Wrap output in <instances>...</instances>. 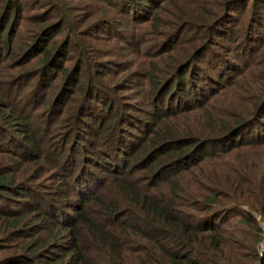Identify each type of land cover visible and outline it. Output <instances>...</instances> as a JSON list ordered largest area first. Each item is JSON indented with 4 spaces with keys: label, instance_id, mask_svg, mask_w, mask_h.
Here are the masks:
<instances>
[{
    "label": "trees",
    "instance_id": "16d2710c",
    "mask_svg": "<svg viewBox=\"0 0 264 264\" xmlns=\"http://www.w3.org/2000/svg\"><path fill=\"white\" fill-rule=\"evenodd\" d=\"M246 1L218 0L213 14L194 0L175 31L182 45L168 37L165 51L177 53L168 71L157 74L155 60L139 72L150 107L141 120L117 94L124 85L102 60L112 36L102 33L119 16L147 19L155 0H0V243H12L0 264H264L249 210L264 215V0H251L247 21L232 16ZM228 90L233 106L206 123L173 116ZM58 129L53 155L46 144ZM13 140L24 155L9 152ZM250 149L260 163L246 160ZM110 157L114 166L104 164ZM45 161L56 172L39 186ZM108 184L121 203L108 199ZM237 216L250 234L231 228Z\"/></svg>",
    "mask_w": 264,
    "mask_h": 264
},
{
    "label": "rangeland",
    "instance_id": "374dc122",
    "mask_svg": "<svg viewBox=\"0 0 264 264\" xmlns=\"http://www.w3.org/2000/svg\"><path fill=\"white\" fill-rule=\"evenodd\" d=\"M193 2L194 0H155L154 2L155 8L153 12L151 13V15L148 16L147 19L130 20L125 16H119L117 18H113L114 22L108 25L106 30L102 33V35L104 36H112L109 40H106L102 43L103 48L107 49L104 51L105 53H102L103 55L102 60L104 61L107 60L110 68L112 69L111 71L113 72V76L112 75L111 76L113 77V81L116 83L117 81L121 80V82L119 83L124 85L121 87L122 90L118 91L117 94L119 95L121 94L122 96L121 101L131 102V104L134 106L132 111H129V110L127 111L132 116H136L137 118H141V120H144L145 115H143V113L145 112V110H149L150 108L148 106L149 98H146L145 94L141 92L142 86L139 84H136L138 80V75L141 74L139 72L142 71L145 73V71H147L149 68L152 69L151 63L152 61H155V60L159 61V71L157 72V74H160L162 71H168L169 63H172L174 61V58H175L174 55L177 53L165 51L166 48L169 46L167 41H169L170 36L174 35L175 41H177L180 45H182V43L179 42V38L182 34L175 35V31H177L181 26L185 25V21L187 20V17L184 14L185 12L191 10V7L193 6ZM210 2L211 0H205L204 4L205 6H207L206 8L211 9L214 14L218 10V8L215 10L216 3L218 2V0H213L212 5L210 4ZM250 5H251V0H247L246 2L239 4V5L238 4L233 5L231 8V15L235 16L237 13H241L242 19L244 21H247L250 15V11H249ZM193 11L194 10H192V12ZM89 12H93L92 6L89 7ZM89 12L85 14H89ZM196 19L197 18H195L194 20ZM196 29L198 31L201 28L199 27ZM158 30L167 31V32L172 31V33L162 35L163 33H161V31H158ZM151 37H154V39H149ZM216 38L218 39L219 42L227 43V41L222 37L221 38L216 37ZM221 49L224 51L223 48ZM245 50H248V49L245 47ZM244 56H245V59L249 57L247 55H244ZM252 58L254 61H256V59L260 58V56L259 54H257L255 55V57L253 56ZM262 60H263V57L260 59L259 64L260 62H262ZM67 64L69 65L70 62ZM143 76L145 75H142V78ZM255 76H256L255 73H252V74L250 73L248 76L243 77V81L249 82L250 80H252L251 78H254ZM133 85H137V86L134 89H131L132 91L129 92L131 86ZM149 86H150V79H149ZM229 91L230 90L226 91L225 93H220V92L217 93L215 96L211 98V102L209 103L208 106L193 110L190 113H185V112L179 113V114L177 113L173 116H191L193 119H195L198 122L206 123V121L202 118V116H213V113L214 112L217 113L218 109L222 110L223 107H227L230 109L233 106L231 96L235 94L236 90L231 92L230 94H229ZM239 93H241V95H246L248 92H239ZM130 94H135L136 99H128L130 98ZM244 98H247V97L244 96ZM94 105L97 108L94 109L95 111L94 110L92 111L97 112V109L99 108V104L98 105L94 104ZM224 109L225 108H223V110ZM216 116L218 115L216 114ZM191 117L186 118L182 121L186 120L188 124H192L193 120ZM137 125L142 126L141 123H138ZM201 125L202 124H198L195 126L200 127ZM130 129H132L134 133L139 132L136 129H133L131 127ZM63 130L65 131L66 128H63ZM40 131H41L40 134L42 135L43 130H40ZM58 131H62V130L58 129L57 131H53L52 133L48 134L49 142L46 144V147L51 149V152H53L52 153L53 155L57 154V152L61 148L60 145L63 143V140L57 133ZM54 136H56L55 139H54ZM89 138H90L89 141H92V142L95 141L94 137H89ZM13 146L18 148V150L14 151V150L8 149L9 152H12L14 154H19V155L21 154L24 155L26 153L24 150H20L21 148L20 146L16 144L15 140L10 141L9 143V147L13 148ZM67 148H68V145H67ZM70 152L74 153L75 148L74 150L71 148ZM248 154L249 155L246 158V160L249 163H253V162H255V164L260 163V159H259L260 153L258 151H256L255 149H250ZM90 155H91L90 153L86 154V156H90ZM15 158L19 159V156L17 155ZM114 162L115 161L112 159V157H110V159H108V162L104 164L114 166L115 165ZM15 163L17 164L18 161ZM83 164H85L87 168L90 167L89 169L91 168L95 169L96 171L92 169L91 170L94 171L97 175L101 174L99 172L100 170L99 167H97L93 163L87 162V159L86 161L83 162ZM44 166L46 167L48 171L46 173H42V175L38 177L35 183L38 184L39 186L51 185L52 180H53V174L54 172H56L54 166L49 165L46 161L44 162ZM47 166H50V167H47ZM19 167H20L19 172H22L24 168L26 167V164L23 161H20ZM37 169L38 167L31 170V172H29L28 174L29 175L36 174V176L39 175V172H37ZM58 171L59 170H57V172ZM104 175L105 174H101L99 176H104ZM23 181L25 180L23 179ZM29 183L30 182L27 181V185ZM107 194H108L109 200L115 199L116 203H121L122 201L121 195L113 194V192L111 191V185L109 184L107 186ZM182 197H186V195ZM17 198L21 199L20 197H17ZM72 198H73L72 200L75 199V197H72ZM24 200L29 202L30 198H24ZM58 207H60V205ZM244 207H247V206L244 205ZM65 209L68 211L70 210L69 208H65ZM185 210L190 211L191 209L186 207ZM249 210H250V213L256 217V220L258 221V224L261 228L260 233L264 236V215L259 213L257 209L256 210L249 209ZM231 228H236L237 230L244 231L248 234L251 233L250 226L244 224V222L238 216L234 217V224ZM42 235L44 236V234ZM234 236L237 237V235H234ZM62 238H60L59 241L63 242L64 244L65 243L64 241H66V237H62ZM250 239L253 243H256L253 241L251 237L250 238L247 237L246 242L251 244ZM261 242H260L261 245H259V248H258L259 250L258 252L260 255H262L261 251L264 249V237L261 238ZM11 246H12L11 237H8V236L4 237L0 243L1 254L7 253L10 250ZM244 246L245 245L240 246L242 250H244L245 248ZM84 248L85 247H83L82 249ZM249 252L250 250H247V252L243 251L245 257L247 256ZM93 254L95 256L94 252ZM98 257L99 258L101 257V253ZM102 260L103 259L101 257L99 261L100 264H102ZM45 262L46 260L44 262L42 260H38L36 261V264H45Z\"/></svg>",
    "mask_w": 264,
    "mask_h": 264
}]
</instances>
